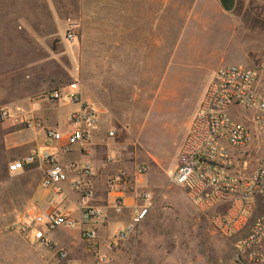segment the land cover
Here are the masks:
<instances>
[{
  "label": "rangeland",
  "instance_id": "1",
  "mask_svg": "<svg viewBox=\"0 0 264 264\" xmlns=\"http://www.w3.org/2000/svg\"><path fill=\"white\" fill-rule=\"evenodd\" d=\"M29 1L37 5L44 27L36 37L15 20L22 33L0 36L1 48L4 43L5 51L6 45L16 48L0 59L7 70H0V106L31 107L28 100L75 79L83 99L113 131L108 142L115 143L105 144L106 156L120 159V168L144 166L137 188L147 190L151 200L137 233L115 247L108 240L122 225L110 222L106 228L95 225L94 243L82 241L78 228L63 227L47 234L49 244L28 243L12 224L36 212L30 205L33 170L6 172V163L23 153L4 139L14 132L20 140L26 130L13 120L0 121V264H251L236 260L233 238L215 232L209 212L193 206L166 171L217 66L241 64L264 76V0H232L228 10L216 0ZM68 30L75 35L72 42L63 37ZM75 107L53 108L55 123L62 126ZM251 129L245 175L264 140V128ZM34 194L43 197V188ZM260 213L264 208L257 204L253 214Z\"/></svg>",
  "mask_w": 264,
  "mask_h": 264
},
{
  "label": "built area",
  "instance_id": "2",
  "mask_svg": "<svg viewBox=\"0 0 264 264\" xmlns=\"http://www.w3.org/2000/svg\"><path fill=\"white\" fill-rule=\"evenodd\" d=\"M63 37L69 42L75 39L71 30ZM43 102L76 107L65 114L63 128L59 129L46 124L37 115ZM28 103L31 107L20 103L0 106V121L13 120L25 129L41 132L42 147L7 162L6 172L17 174L34 165L40 171L42 188H59L66 183L77 198L72 211H36L15 220L12 225L28 243L49 244L47 234L59 227L78 228L82 241L94 243L97 239L95 225L104 221L105 212L90 203L94 175L91 164L75 160L59 162L56 154L89 142L97 125V111L81 98L75 79L43 91ZM241 109L248 114H242ZM247 123L251 127L264 128V76L257 68L241 64L217 66L190 118L166 177L184 190L193 206L209 212V222L215 232L233 238L236 260L264 264V213L253 214L257 204L264 208V140L252 169L245 175L242 173L246 164L244 155L253 138ZM112 135V130L106 131V136ZM111 160L112 157H105V161ZM144 170V166L135 164L129 170L119 168L107 175L105 194L114 213H120L123 208L121 186L134 189ZM137 197L130 221L111 236L109 246L115 247L129 234L137 233L148 212L151 195L142 189L137 190ZM96 250L92 249L94 253ZM58 255L65 256L63 251Z\"/></svg>",
  "mask_w": 264,
  "mask_h": 264
},
{
  "label": "crops",
  "instance_id": "3",
  "mask_svg": "<svg viewBox=\"0 0 264 264\" xmlns=\"http://www.w3.org/2000/svg\"><path fill=\"white\" fill-rule=\"evenodd\" d=\"M6 12H8V15L9 14L11 15V16L9 15V18H7ZM15 20L16 21L19 20L22 23H24L25 26L29 28L30 31L36 37H40L37 34V29L41 30V28H43L44 25L42 22L39 21L37 5L35 3L32 5V3L29 0H13V2L11 3H6L5 0H0V36L1 37L13 38L19 35V33L20 34L22 33V27L20 26L18 28L16 26ZM6 46L8 48V51L7 49L6 51L4 50V48H6L5 43L3 44V48H1L0 46V59H4V57H6V54L8 52L13 54L16 53V48L13 45H6ZM1 49L3 50L1 51ZM17 52L18 54H21V46H18ZM0 70L7 71L1 65H0ZM81 98L83 99L82 95ZM1 100L2 99H0V101ZM45 106L46 109L38 110L39 113L36 112L37 115L46 124L55 125L57 128L62 129L63 124L62 126H58L55 123V112H54L55 109L53 108H55L56 106L50 104H47ZM22 130H26V133H25V137L21 138L20 140H16L13 138L14 132H8L4 134V139L10 142V144L7 147H10V149H13L18 154L23 153V155L28 153L31 149L42 147L41 132L39 131L34 132L28 129H22ZM106 131H108L107 126L104 125L102 121H100L98 116L97 125L92 130L91 138L85 146L79 147L75 145L72 147L70 151L66 153L57 152L56 154V158L59 162L75 160V161H86L91 164L94 175L91 180L92 196L90 199V203L99 206L105 212L104 221L102 223L96 224V227H98V229L106 228L109 222L112 225L117 224L123 226L127 224L130 221L133 207L138 203V197H137L138 184L134 187V189H131V187L129 186L122 185L121 188L122 191L124 192V197H123V208L121 209L120 214L119 213H118L119 215L113 214L114 212L108 206V201H107L108 198L106 197L105 194V185H104L105 179L107 175L114 173L117 169H119L120 164L122 162L120 161V159H117L116 156H115L116 159L114 157L112 158L111 161H105V157H106L105 144L109 145L115 143L114 139L112 140V142H108L109 140H111L110 138L112 137L106 136ZM114 155H116V153ZM30 168L33 170V172L30 174V176H32L30 180L34 188L30 197V205L33 207L35 211L45 212L55 209L72 211L74 209V204L76 202L77 197L73 191L67 188L68 186L62 187L60 185L59 188L53 187L50 188L49 190L43 188V197L38 198V195L34 194V192L36 187L40 186L39 184L40 171L39 169L35 168L34 165L31 166ZM141 181L139 182V184H141Z\"/></svg>",
  "mask_w": 264,
  "mask_h": 264
},
{
  "label": "water",
  "instance_id": "4",
  "mask_svg": "<svg viewBox=\"0 0 264 264\" xmlns=\"http://www.w3.org/2000/svg\"><path fill=\"white\" fill-rule=\"evenodd\" d=\"M224 10H228L231 7L232 0H216Z\"/></svg>",
  "mask_w": 264,
  "mask_h": 264
}]
</instances>
